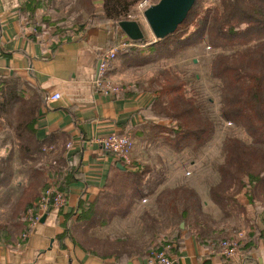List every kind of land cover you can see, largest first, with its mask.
<instances>
[{
    "label": "trees",
    "instance_id": "16d2710c",
    "mask_svg": "<svg viewBox=\"0 0 264 264\" xmlns=\"http://www.w3.org/2000/svg\"><path fill=\"white\" fill-rule=\"evenodd\" d=\"M138 1L98 0V13L95 0H24L21 12L35 34H39L43 31L34 23L38 12L55 8L70 10L69 16H75L71 23L73 32L61 34L66 30H60L51 36L62 41L98 24L119 28L118 23L127 20L131 7ZM199 1H195L172 34L149 45L144 33L143 41L128 40L131 49L127 48L121 58L124 64L128 62L127 68H134L162 58H174L200 43L221 51L212 57L209 66V76L219 88L218 116L221 121L242 129L249 143L235 137H226L221 143L222 162L215 169L217 180L207 189V198L218 209L220 219L216 221L204 211L199 194L188 184L165 186L169 168L159 158L154 161L147 154V164L135 165L133 169L123 167L124 170L118 168L120 164L115 159L102 191L92 202L79 201L74 234H70L74 244L81 243L99 256L136 253L148 259L167 245L175 244L178 248L183 230L218 249L222 241L230 240L226 221L246 215V207L239 202L242 195L250 212L248 226L255 234L262 233L256 220L264 225V0H218L216 6L204 10L198 8ZM42 19L45 22L47 18ZM63 21L68 23V17ZM145 44L147 54L136 50ZM118 56L117 53L115 59ZM192 81H196V76ZM189 84L167 70L160 80L152 81L156 97L147 110L149 122L141 129L146 153L161 143L175 155L197 156L214 138L216 122L211 110L214 102ZM26 89L28 86L17 78H0V147H9V153L0 157V191L9 188L14 178V155L20 164L19 174L27 180L18 195L3 199L7 218L0 225V236L28 225V210L50 186V172H58L64 162L62 157L46 155L43 149L47 142L37 140L36 122L42 94L33 91L28 96ZM157 121L162 125L153 123ZM68 184L66 177L52 182L65 198ZM150 197L154 198L151 205L139 218L145 241L119 233L104 239L91 236L117 218H128L137 202ZM216 227L222 231L217 232Z\"/></svg>",
    "mask_w": 264,
    "mask_h": 264
},
{
    "label": "crops",
    "instance_id": "0c3cea01",
    "mask_svg": "<svg viewBox=\"0 0 264 264\" xmlns=\"http://www.w3.org/2000/svg\"><path fill=\"white\" fill-rule=\"evenodd\" d=\"M23 2L0 0V78H17L28 86V96L33 91L42 94L36 138L47 142L43 149L46 155L59 156L64 160L62 169L50 172L48 183L66 177L69 184L66 204L61 209L42 210L36 202L34 213L40 216L38 223L0 236V264H146V257L136 253L121 257L99 256L81 243L74 244L70 234L75 226L79 201L92 202L95 199L115 161L97 143L98 140L111 134L129 136L133 141L132 158L137 166L147 164V154H152V148L158 150L152 147L146 153L141 132L149 122L147 110L156 94L125 83H121L124 89L117 95L105 96L94 89L93 79L100 55L128 40L120 28L111 24L92 26L75 33L68 40L57 41L44 31L35 34L33 26L21 12ZM111 66L108 75L118 82L115 78L120 76L119 71ZM55 93L60 98L51 101L50 96ZM153 123L162 125L159 121ZM68 144L71 148L66 147ZM8 153V146L0 147V157ZM12 168L14 178L10 187L0 191V225L7 218L3 199L8 195H18L27 183L26 178L19 174L20 164L16 155ZM183 176H186L183 169L169 168L165 186L172 188L188 184L199 194L204 211L209 209L206 212L218 221L220 213L208 200L207 190L203 191L196 183L186 182ZM153 199H142L128 218H117L109 226L92 232L91 236L104 239L119 233L145 241L143 236L146 234L139 218ZM239 202L246 207V215L234 217L235 224L229 231L231 239L242 235L241 247L233 259L223 258L211 243L200 242L196 236L183 230L180 233L182 243L178 248L175 244L166 246L174 264H264V225L256 220L262 233L255 234L247 222L250 214L247 199L242 195ZM238 226L246 228L247 233ZM214 229L222 231L220 227Z\"/></svg>",
    "mask_w": 264,
    "mask_h": 264
},
{
    "label": "rangeland",
    "instance_id": "374dc122",
    "mask_svg": "<svg viewBox=\"0 0 264 264\" xmlns=\"http://www.w3.org/2000/svg\"><path fill=\"white\" fill-rule=\"evenodd\" d=\"M140 1L141 0L138 2ZM95 2L97 4L98 0H95ZM147 2L148 6L150 7L157 4L159 0H147ZM217 4L218 0H200L197 6L200 8V10H204L208 7L216 6ZM135 5L131 7L129 14L131 16H135V19H138L137 23L140 25L143 33L146 35V44L149 45L156 40L154 39L143 16L135 12ZM99 9L100 6L97 4L96 11L98 12ZM69 11L70 10L68 9L57 11L56 8L53 10L44 9L41 12H38L34 23L36 26H39L42 31L50 36H52V34L54 36V34L57 33L56 31L60 32V30H66L60 32L61 34H69L73 32V25L71 23L74 21L75 17L74 15L69 16ZM42 17L47 18L45 19V22ZM64 17H68V23L63 21ZM97 26H99V24ZM179 34H181V32ZM146 44L138 49L136 48V50L147 54ZM207 47L208 46L206 44L200 43L194 47L188 48L174 58H162L156 61L148 62L142 66L138 64L139 66L134 68H127L128 65L126 63L128 62H125V64L122 62V54L127 53V49H125L118 52L120 57L118 56L116 59H114L111 66L113 67L114 65L115 69H118L119 71L120 76L115 78L116 81H118L115 83L120 85L121 83L128 85L131 84L135 85L139 90L145 89L146 91L155 93L151 88L152 81L157 79L160 80L161 75L167 70L170 71L171 74L173 73L179 78L181 77V79L190 82L189 86L191 85V87L198 90L201 94H203V96H207L213 100L214 103L211 106V110L213 113V118L216 122L215 136L212 141L198 153L197 156L186 153L182 155H175L164 145L157 147L158 150L156 151L153 148L150 150V153H152L150 156L154 161L159 158L163 161L162 163L164 165H167V167L169 165L170 169L175 167L181 170L183 169L186 171V173L188 172L189 175L183 176L186 179V182L192 184L196 183V185L198 184L203 189V191H206L209 186H211L217 180L215 169L216 166L222 162L221 143L223 139L226 137H235L246 143H249V138L242 129L236 128L228 122L221 121L218 116L219 88L217 82L211 79L209 76V66L212 57L221 51L212 50L210 47ZM138 54L135 55L137 56ZM137 58L139 61H141L140 56H137ZM194 76H196L195 82L192 81V77ZM109 78L111 79V77ZM142 156L144 157V155ZM146 161L149 162V160ZM194 163L196 166H191ZM134 164H136L135 161ZM206 211H209V209H206ZM234 220V218L228 220L229 226H227L229 231H231L230 229L235 224L236 220ZM237 228H241L240 230H242L244 233H247L246 228L241 226H238Z\"/></svg>",
    "mask_w": 264,
    "mask_h": 264
},
{
    "label": "built area",
    "instance_id": "2783aa9c",
    "mask_svg": "<svg viewBox=\"0 0 264 264\" xmlns=\"http://www.w3.org/2000/svg\"><path fill=\"white\" fill-rule=\"evenodd\" d=\"M148 7L147 0H141L135 5L134 10L136 13L143 16V12ZM127 20L138 21V19H135V16H131L130 14L127 15ZM128 40L127 42H122L111 50L102 53L98 59L97 69L93 79V87L102 95H117L124 89L120 84L113 82L112 79L109 78L108 73L111 63L114 61L117 53L131 47V43ZM59 98L60 95L56 93L50 96L51 101H57ZM97 143L106 153L112 154L114 158L119 161L121 166L128 169L135 168L134 160L132 158L133 141L129 136L111 134L98 140ZM66 147L71 148V145L68 144ZM186 175H189V173L187 172ZM142 202H145V200ZM65 204L66 198L52 184L43 191V195L37 201V205H39L42 210L48 208L59 210ZM34 207L30 208L27 213L28 225L30 224V226L35 225L40 220V216L34 213ZM241 237L242 235L239 234L237 238L222 241L218 246L220 256L225 259H233L241 247ZM168 249L169 247H166V249L153 253L148 259H146V264H174V261L167 253Z\"/></svg>",
    "mask_w": 264,
    "mask_h": 264
},
{
    "label": "water",
    "instance_id": "95a60500",
    "mask_svg": "<svg viewBox=\"0 0 264 264\" xmlns=\"http://www.w3.org/2000/svg\"><path fill=\"white\" fill-rule=\"evenodd\" d=\"M196 0H159L143 12V18L155 40H162L172 34L185 20ZM120 30L131 41H143L144 35L140 25L133 20L118 23ZM118 168L124 170L123 166ZM181 224L180 228L183 229Z\"/></svg>",
    "mask_w": 264,
    "mask_h": 264
}]
</instances>
